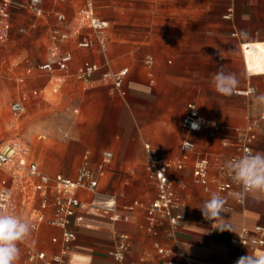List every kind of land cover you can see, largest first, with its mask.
Returning <instances> with one entry per match:
<instances>
[{"label":"crops","instance_id":"1","mask_svg":"<svg viewBox=\"0 0 264 264\" xmlns=\"http://www.w3.org/2000/svg\"><path fill=\"white\" fill-rule=\"evenodd\" d=\"M10 1L14 3V0ZM27 1L25 7L29 11ZM65 1L55 0L57 4ZM82 3L83 0L80 7ZM44 4L45 0L42 2L44 15L38 18H46L48 14ZM198 7L208 8V5L184 0L183 4L172 8L173 20L169 24L173 33L168 38L167 52L171 53V58L167 60L173 65L170 68L163 60L164 50L159 46L152 54L144 56L143 65L134 64L130 68L123 66L113 69L104 47L96 42L89 48L76 45L87 51V58L79 61L78 55L67 46L72 40L76 44V37L59 44L61 50L72 53V60L66 69L47 71L37 68L47 57L34 66H28L25 75L15 76L21 87L13 100L18 99L23 91L30 94L36 91L25 100L24 113L30 104L46 99V88L50 84L53 86L50 92L60 93L64 100L72 97L70 111L76 116L68 126L69 131H63V136L68 140L58 138L47 147L43 153V164L33 161L39 171L50 176L59 173L75 178L85 162L98 179L95 192L77 191L78 196L88 204L79 209L82 220L70 224L75 237L64 264H184L187 260L202 264H225L237 253L236 249L230 247V239L244 227L251 229L264 225V199L246 193L244 199L238 201L235 191L239 186L231 177L225 176L223 180L232 187L222 193L227 200L224 212L212 224H206L199 208L213 193L220 192L216 183L203 186L196 183L193 176V165L199 152L210 154L211 177L220 175L214 165L216 160L237 155L233 145H223L222 139L233 138L237 131L244 129L264 110L255 102L256 96L264 94V73L246 72L241 53L234 71L222 69L225 73L234 72L238 81L231 95H223L226 103L231 105L223 112L208 106L205 94L201 93L209 86L207 79L195 81L191 70L195 60L199 61L201 68L207 69V64L212 62L213 47L218 49L225 39L233 44L235 41L240 44L244 40L251 42V48H264V28H261L264 27V0H231L227 8L232 7L233 14L228 19L223 18L227 8L213 18L209 13L195 16ZM59 12L65 14L63 9L53 12L56 19L53 27L58 23L56 14ZM19 30L24 32L25 28L20 27ZM233 31L240 32L241 38L233 37ZM50 32L47 52L51 43ZM220 48L223 49L222 45ZM260 52L256 51L257 54ZM146 57L152 58L151 64L145 62ZM222 58L221 53L216 57L218 61ZM85 62L100 66L89 82L79 79L77 74ZM123 68L127 69V74L122 92L100 78L106 70L118 71ZM40 77H46V81L37 86L41 82ZM160 79L171 85V93L152 87ZM210 85L213 86L211 78ZM194 88L195 93L192 92ZM188 103H194L205 119L219 124L220 129L215 136H209L205 130L189 131L181 126ZM252 130L256 136L252 141L253 151L264 153V121ZM42 137L44 135H38V139ZM184 140L194 143V151L182 150ZM144 143L150 144L163 158L181 163V167L172 164L167 170L173 192L178 198L175 212L184 215L181 225L176 228L166 218H160L154 226H149L147 208L156 198V184L149 176ZM103 151H109L111 156L104 158ZM4 177L5 174L0 171V179ZM35 182L36 177L28 181L23 194L17 198L19 215L25 219L30 211L39 208V199L32 185ZM91 201H94L93 205ZM106 201L112 202L113 206L106 207ZM45 214L51 216L52 210ZM120 234L126 236L128 248L124 259L118 261L108 251L116 247ZM60 236V228L46 223L36 230L32 229L30 236L18 245L21 251L18 262L40 264L38 259L28 260V251H43L49 257L58 251ZM53 237L58 241L54 242ZM250 254L253 257L264 255V244Z\"/></svg>","mask_w":264,"mask_h":264},{"label":"built area","instance_id":"2","mask_svg":"<svg viewBox=\"0 0 264 264\" xmlns=\"http://www.w3.org/2000/svg\"><path fill=\"white\" fill-rule=\"evenodd\" d=\"M64 1V0H59ZM43 0H28L27 6L29 11L36 17L44 15L42 6ZM97 0H83L82 6L77 10L72 21L66 22L64 13L56 14L58 23L51 29L50 46L48 58L46 61L37 65V68L51 71L55 68L64 70L72 60V53L69 50H61L59 44L68 41L71 38L78 37L76 45L81 48H89L93 42L104 47L107 40V31L109 29V21L100 17L96 11ZM10 0H0V40L4 39L10 18ZM233 14V8L228 7L223 18H230ZM67 25V26H64ZM22 30V29H21ZM82 35V37L80 36ZM233 37L241 38V33L238 31L232 32ZM251 42L244 40L240 41V48L244 67L248 73H264V59L261 60L260 69L253 70L255 55L250 51ZM147 64L152 63L151 57H146ZM100 66L97 63L85 62L78 71V78L89 82L91 75L98 71ZM127 74V69L123 68L118 71L106 70L101 73V80L110 83L112 87L122 92L124 77ZM252 90L249 89L247 92ZM31 94H36L34 91ZM30 93L23 91L18 99H15L10 104V110L14 115H20L25 112V100L29 98ZM264 121V110L256 119L251 121L244 129L237 131L233 138L224 137L223 145H233L237 150V155L225 160H216L214 163L216 169L220 172L219 176L211 177L209 174L210 165H212L209 153H197L193 165V176L196 183L203 186L214 182L217 185L220 196L223 198L224 205L226 197L222 193L231 190V184L223 180V176L230 177L225 164L228 161L235 160L251 151L252 141L255 139L254 127H259ZM181 126L189 131L205 130L209 136L216 135L220 126L216 122L209 121L200 115L194 103L187 104V112L183 116ZM182 150L185 152L194 151L195 145L191 140L182 142ZM144 148L148 154L149 176L156 184V198L150 203L147 208L149 226H154L160 218H166L173 228L181 225L184 215L175 212L178 207V198L173 192L171 180L167 175L168 168L173 164L181 167L180 162H174L163 158L155 148L150 144L144 143ZM104 158H109L111 153L103 151ZM0 171L6 177L0 179V210L5 212H14L19 214L18 196H21L25 190L26 183L36 177V182L33 185L35 195L39 199V208L33 209L27 215V220L32 225V229L36 230L41 224H49L61 229L60 246L57 252L51 256L43 251L31 249L27 253L29 261L38 259L40 264H64L66 256L71 248L72 240L75 237L74 231L70 228L71 222H80L82 215L79 209L85 208L87 202L83 201L77 194L80 189L95 192L98 186V179L93 176V173L88 169L84 162L79 169L75 178L67 177L62 174L47 175L41 173L35 162L28 158V145L22 139L10 140L0 148ZM238 201H242L246 195L243 189L235 191ZM239 193V195H237ZM90 204H94L91 201ZM108 208L113 206V203L104 202ZM131 207H129L130 209ZM52 210L51 216H46L45 212ZM203 220L206 224H212L214 219ZM52 240L57 242L58 239L53 237ZM264 244V225H256L253 228H242L239 233L230 239V247L237 250V253L229 259L225 264H237V261L250 253L256 248ZM128 244L126 236L120 234L116 247L110 249L108 254L115 260L124 259ZM253 257V256H252ZM18 264H23L18 262ZM170 264H176L170 262ZM184 264H202L195 261L187 260Z\"/></svg>","mask_w":264,"mask_h":264},{"label":"rangeland","instance_id":"3","mask_svg":"<svg viewBox=\"0 0 264 264\" xmlns=\"http://www.w3.org/2000/svg\"><path fill=\"white\" fill-rule=\"evenodd\" d=\"M183 2L184 0H97V14L109 20V38L104 45V53L110 60L111 67L118 69L123 66L130 68L134 64L143 65L144 56L152 54L157 46L164 50L163 60L167 67H172V64L167 63L171 58V53L167 54L170 43L168 38L173 33L169 23L173 20L172 8ZM195 2L208 5V8L198 7L195 16L209 13L214 18L226 10L231 0ZM25 3L26 0H14L11 4L9 26L4 39L0 40V148L8 141L20 138L28 145L29 160L40 165L43 164L44 150L58 138H63V131H69L68 126L76 116L70 111L72 97L64 100L60 93L50 92L53 87L50 84L46 88L45 100L30 104L24 114L14 115L10 104L21 87L20 83L17 84L15 76L25 75L28 66H34L48 57V35L56 23L53 12L63 9L66 21L70 22L80 7L81 0H66L61 4H57L55 0H45L44 7L48 13L46 18L35 17L27 10ZM20 27H24L25 31L21 32ZM196 28L199 29V24ZM235 42L233 44L225 39L221 42L223 49L220 48L221 45L218 49L213 47L212 62L207 64V69L201 68L198 60L192 62L193 79H207L209 86L201 90V93L205 94L208 106L213 110L226 112L231 107L226 103L223 94L210 85V78L212 80L213 74L221 67L234 71L241 56L240 44ZM67 46L78 55L79 61L87 58V51L78 48L73 40ZM257 50L262 51L264 56V48L250 50L260 60L262 52L257 54ZM220 53L223 58L218 61L216 57ZM187 68L189 69V66ZM40 81L37 86L45 82L46 77H40ZM152 87L168 93L173 91L171 85L161 79L156 80ZM192 92H197L196 88L192 89ZM39 134L44 137L38 139ZM64 138L68 140V137Z\"/></svg>","mask_w":264,"mask_h":264},{"label":"clouds","instance_id":"4","mask_svg":"<svg viewBox=\"0 0 264 264\" xmlns=\"http://www.w3.org/2000/svg\"><path fill=\"white\" fill-rule=\"evenodd\" d=\"M212 84L218 93L231 95L238 81L234 74L225 73L221 67L213 74ZM255 102L264 109V94L256 96ZM225 168L232 181L244 193L264 199V153L249 151L238 159L228 161ZM199 209L205 219H217L224 212L223 198L218 193H213ZM31 231L32 225L27 219L11 211L0 210V264H18L21 256L18 245L30 236ZM237 264H264V255H247L240 258Z\"/></svg>","mask_w":264,"mask_h":264},{"label":"bare ground","instance_id":"5","mask_svg":"<svg viewBox=\"0 0 264 264\" xmlns=\"http://www.w3.org/2000/svg\"><path fill=\"white\" fill-rule=\"evenodd\" d=\"M255 55V54H254ZM263 55V54H262ZM261 58H260V60H259V57L257 58L256 57V60H255V62H254V66H253V70H258L259 69V67H260V65H261Z\"/></svg>","mask_w":264,"mask_h":264}]
</instances>
